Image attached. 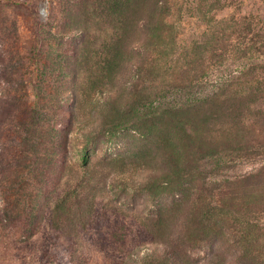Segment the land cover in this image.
<instances>
[{
  "label": "rangeland",
  "instance_id": "1",
  "mask_svg": "<svg viewBox=\"0 0 264 264\" xmlns=\"http://www.w3.org/2000/svg\"><path fill=\"white\" fill-rule=\"evenodd\" d=\"M124 1L0 0V264H264V98L221 96L242 61L213 48L264 0ZM145 87L225 99L184 132L143 118Z\"/></svg>",
  "mask_w": 264,
  "mask_h": 264
},
{
  "label": "trees",
  "instance_id": "2",
  "mask_svg": "<svg viewBox=\"0 0 264 264\" xmlns=\"http://www.w3.org/2000/svg\"><path fill=\"white\" fill-rule=\"evenodd\" d=\"M127 5L124 0H116L114 7H123ZM223 27L218 37L214 40L216 44L213 48L219 49L222 46V50H231V53L236 54L242 61V69L239 70V74L233 78L230 84H226V89H223L221 96H224L229 90H236L240 88V94L249 93L254 97L264 98V26L258 24L255 18L250 16H243L241 18L230 17L223 20ZM209 24V23H208ZM207 24V25H208ZM215 27V26H214ZM213 27H210L212 30ZM215 35V33H213ZM119 42L122 44V39L119 38ZM222 55V54H221ZM220 55V56H221ZM120 53L116 54L108 62L116 63L119 60ZM152 66V73L157 71L158 65ZM113 73L114 70H108ZM258 74V75H257ZM149 81V80H148ZM197 81V80H196ZM193 80L191 83L180 82L175 88L177 89H191L194 84L197 83ZM222 89V88H221ZM236 94V92L234 93ZM218 95L208 96L205 100H193L183 104H176L173 102H161L155 98L149 91L148 87H145L140 92L139 102H142L143 118L154 122L156 125L166 124L173 126L176 130L187 131V127L198 130L202 127V122L198 120L200 113L207 112L206 106L220 107L221 101L225 98L216 97ZM131 113L127 111L125 114ZM117 114H120V110H117ZM256 155V154H255ZM177 168L181 173L185 170L181 169L176 163ZM180 173V174H181ZM179 174V175H180ZM183 178V175H180ZM83 202L79 193H76V186L68 189L65 196L56 203L55 213L58 220L54 222L60 227H71L76 222V216H79L78 212L83 208ZM77 205V209H76ZM77 212V213H76ZM211 210H207L209 214ZM68 221V222H67ZM67 222V224H66ZM176 258H164L162 261H158L157 264H183L179 253L172 251ZM179 262V263H178ZM152 264V263H151Z\"/></svg>",
  "mask_w": 264,
  "mask_h": 264
}]
</instances>
